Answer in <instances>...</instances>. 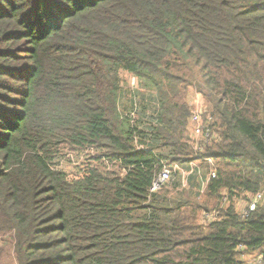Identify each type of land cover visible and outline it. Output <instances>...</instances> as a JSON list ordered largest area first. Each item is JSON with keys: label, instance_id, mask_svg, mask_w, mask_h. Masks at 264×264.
Here are the masks:
<instances>
[{"label": "trees", "instance_id": "trees-1", "mask_svg": "<svg viewBox=\"0 0 264 264\" xmlns=\"http://www.w3.org/2000/svg\"><path fill=\"white\" fill-rule=\"evenodd\" d=\"M192 161L203 202L162 194L177 174L151 190ZM0 242L16 264H264V0H0Z\"/></svg>", "mask_w": 264, "mask_h": 264}, {"label": "rangeland", "instance_id": "rangeland-1", "mask_svg": "<svg viewBox=\"0 0 264 264\" xmlns=\"http://www.w3.org/2000/svg\"><path fill=\"white\" fill-rule=\"evenodd\" d=\"M132 78L133 76L127 72H122V81L123 85L128 90V97L125 98V100H122V106H126V109L129 108V102L131 98L133 99V95H135L136 90L138 89V80L137 84H132ZM129 87V88H128ZM130 89V90H129ZM196 89H191L190 91V99L193 100L194 97L196 96ZM201 96V103L203 104L204 111L209 108L208 103L206 102V99L204 96L199 93ZM206 112V111H205ZM197 162V161H196ZM199 162V161H198ZM197 162V165L199 164ZM187 165V164H186ZM202 177H196L191 178L188 177L187 175L183 174H177V177L180 178V184L178 185L177 188H175L174 184L169 185L167 187H164L165 191L162 192V194H167L168 197L174 198V197H183V198H188L194 202H203L204 201V194H205V187L207 185V169L202 168L200 169ZM175 179L172 180V182ZM171 182V183H172ZM245 200L240 201L238 208L240 207L241 209L245 208V204H243ZM214 215V212H211V214L208 215V217H212ZM0 251H1V257H0V264H16V259H15V254L12 248L7 247L6 244H2L0 242ZM241 259L243 261V264H259L258 260L260 259L257 258V253H247L245 252V255H241ZM261 262V261H260Z\"/></svg>", "mask_w": 264, "mask_h": 264}, {"label": "built area", "instance_id": "built-area-1", "mask_svg": "<svg viewBox=\"0 0 264 264\" xmlns=\"http://www.w3.org/2000/svg\"><path fill=\"white\" fill-rule=\"evenodd\" d=\"M132 84H137V78L133 76L132 78ZM201 96L199 93L196 94V96L194 97V99L192 100V104L194 106L192 115L190 117V123H191V131L192 134L195 138H201L203 137V126L204 125V107L203 104L201 103ZM131 116L136 117L135 112H132ZM206 135H208V132L206 133ZM211 164H213V160L212 158H208L207 159ZM173 174H183V175H187L188 177H190L191 175H198V177H202L201 171L198 167V165L196 164V161H192L189 164H180V163H176V162H169L168 164H166L163 168V170L160 172V174L157 176V178L154 180L153 182V186H152V191L156 192L158 190H160L164 185L169 184L172 181V175ZM215 172L214 170H212L210 172V174H208V178L209 175H214ZM207 178V181H208ZM262 199V194L258 193L254 196H252L251 200L249 202L244 201L243 204H245V208L241 209L239 207V210H241V215L242 217H246L248 216V214L255 210L258 203L261 201ZM209 214H207L206 216H208ZM258 259H260V261L258 260L259 264H263V259L261 256H257Z\"/></svg>", "mask_w": 264, "mask_h": 264}, {"label": "crops", "instance_id": "crops-1", "mask_svg": "<svg viewBox=\"0 0 264 264\" xmlns=\"http://www.w3.org/2000/svg\"><path fill=\"white\" fill-rule=\"evenodd\" d=\"M196 164H197V162H196Z\"/></svg>", "mask_w": 264, "mask_h": 264}]
</instances>
